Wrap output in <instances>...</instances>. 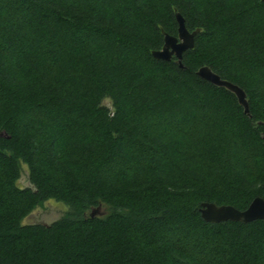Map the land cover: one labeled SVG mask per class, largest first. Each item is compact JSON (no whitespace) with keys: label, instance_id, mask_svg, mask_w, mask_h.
Wrapping results in <instances>:
<instances>
[{"label":"trees","instance_id":"trees-1","mask_svg":"<svg viewBox=\"0 0 264 264\" xmlns=\"http://www.w3.org/2000/svg\"><path fill=\"white\" fill-rule=\"evenodd\" d=\"M176 11L198 31L183 67L152 56ZM256 196L263 0H0V264H264V219L199 211ZM53 199L62 218L25 221Z\"/></svg>","mask_w":264,"mask_h":264},{"label":"water","instance_id":"water-1","mask_svg":"<svg viewBox=\"0 0 264 264\" xmlns=\"http://www.w3.org/2000/svg\"><path fill=\"white\" fill-rule=\"evenodd\" d=\"M264 1V0H263ZM176 22L178 24L177 35L164 32V43L160 49L152 51L155 59L170 61L176 58L179 66L183 67L184 53L195 47L197 30L190 31L186 25L185 17L179 12H175ZM197 75L212 84L233 92L244 112L251 116L249 101L246 91L236 83L222 78L218 73L207 65L201 66L197 70ZM4 135V133H2ZM202 218L207 222H221L227 220L250 222L253 220L264 219V198L256 196L250 202L247 208L241 210L233 205H217L214 202H202L199 208ZM104 211L102 206H98L91 211V216L102 215Z\"/></svg>","mask_w":264,"mask_h":264},{"label":"rangeland","instance_id":"rangeland-1","mask_svg":"<svg viewBox=\"0 0 264 264\" xmlns=\"http://www.w3.org/2000/svg\"><path fill=\"white\" fill-rule=\"evenodd\" d=\"M107 106H111L108 99L104 101ZM20 184L25 187H32L26 168L22 170ZM102 210H105L103 207ZM66 214V205L56 200H48L37 206L31 214L27 216V223H46L50 224Z\"/></svg>","mask_w":264,"mask_h":264}]
</instances>
